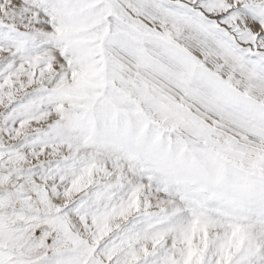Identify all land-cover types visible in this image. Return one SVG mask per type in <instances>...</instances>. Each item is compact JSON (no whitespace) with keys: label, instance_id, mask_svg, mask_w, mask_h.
<instances>
[{"label":"snow or ice","instance_id":"6c2138e0","mask_svg":"<svg viewBox=\"0 0 264 264\" xmlns=\"http://www.w3.org/2000/svg\"><path fill=\"white\" fill-rule=\"evenodd\" d=\"M0 264H264V0H0Z\"/></svg>","mask_w":264,"mask_h":264}]
</instances>
